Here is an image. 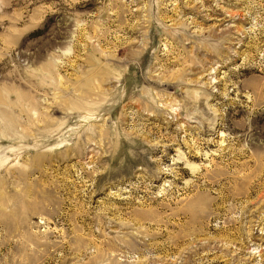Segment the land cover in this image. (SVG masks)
Listing matches in <instances>:
<instances>
[{
	"label": "rangeland",
	"instance_id": "obj_1",
	"mask_svg": "<svg viewBox=\"0 0 264 264\" xmlns=\"http://www.w3.org/2000/svg\"><path fill=\"white\" fill-rule=\"evenodd\" d=\"M0 264H264V0H0Z\"/></svg>",
	"mask_w": 264,
	"mask_h": 264
},
{
	"label": "bare ground",
	"instance_id": "obj_2",
	"mask_svg": "<svg viewBox=\"0 0 264 264\" xmlns=\"http://www.w3.org/2000/svg\"><path fill=\"white\" fill-rule=\"evenodd\" d=\"M145 104V103H144ZM128 120V119H127ZM156 151L158 150V148L157 147H155L154 148ZM168 151H170V145H168V146H166V148L164 149V152H165V154H167L166 152H168ZM158 152V151H157ZM163 154V153H162ZM166 157V156H165ZM192 157V156H191ZM193 158H196V157H193ZM194 170L195 169H193V168H190V171H191V173H194ZM187 175V173H186V171H182V176H186ZM180 180V178H175L174 179V182L176 183V182H178ZM223 191V190H222ZM219 196V195H218ZM120 247V246H119ZM140 247V246H139ZM144 247V246H143ZM164 247V246H163ZM143 249V248H142ZM155 251V250H154ZM175 251V250H174ZM132 252V251H131ZM142 252V251H141ZM140 252V253H141ZM152 252V251H151ZM159 252V251H158ZM168 256V255H167ZM158 258V257H157ZM172 258V257H171ZM21 261V260H20Z\"/></svg>",
	"mask_w": 264,
	"mask_h": 264
}]
</instances>
